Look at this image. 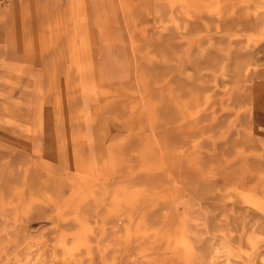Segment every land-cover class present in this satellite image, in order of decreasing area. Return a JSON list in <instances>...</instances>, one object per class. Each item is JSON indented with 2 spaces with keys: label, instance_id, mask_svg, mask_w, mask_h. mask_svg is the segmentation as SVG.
<instances>
[{
  "label": "rangeland",
  "instance_id": "1",
  "mask_svg": "<svg viewBox=\"0 0 264 264\" xmlns=\"http://www.w3.org/2000/svg\"><path fill=\"white\" fill-rule=\"evenodd\" d=\"M0 264H264V0H0Z\"/></svg>",
  "mask_w": 264,
  "mask_h": 264
},
{
  "label": "bare ground",
  "instance_id": "2",
  "mask_svg": "<svg viewBox=\"0 0 264 264\" xmlns=\"http://www.w3.org/2000/svg\"><path fill=\"white\" fill-rule=\"evenodd\" d=\"M18 2V1H17ZM222 6V5H221ZM215 14V13H214ZM221 16V15H220ZM205 34V33H204ZM212 35H214V34H212ZM222 35V34H221ZM201 36V35H200ZM187 107H189V106H187ZM188 109V108H187Z\"/></svg>",
  "mask_w": 264,
  "mask_h": 264
}]
</instances>
